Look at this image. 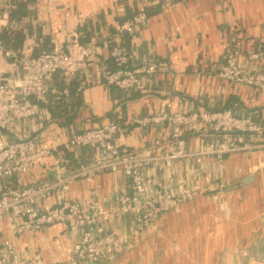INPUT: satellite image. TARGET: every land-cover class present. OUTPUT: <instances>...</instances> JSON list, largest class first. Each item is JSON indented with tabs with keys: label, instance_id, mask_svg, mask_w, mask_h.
Masks as SVG:
<instances>
[{
	"label": "crops",
	"instance_id": "0c3cea01",
	"mask_svg": "<svg viewBox=\"0 0 264 264\" xmlns=\"http://www.w3.org/2000/svg\"><path fill=\"white\" fill-rule=\"evenodd\" d=\"M164 4L167 6L163 9ZM27 8L21 55L39 53L72 38L84 42L97 36L100 43L95 58L75 78L79 81L75 117L62 124L42 106L37 116L12 125L6 133L8 140L38 135L45 146L61 145L74 133L117 124L121 128L114 139L117 148L149 157L171 149V126L127 122L167 113L222 110L264 122V94L218 77L228 48H232L227 45L233 26L242 35L238 63L246 72L257 67L248 60L247 53L264 52V0H30ZM138 13L146 15V23L125 34V41L122 36V45L132 67L155 63L156 73L140 77L133 91L96 84L102 67L109 65L104 39L114 38L118 26ZM7 23V14L2 12L0 26ZM23 73L21 57L0 53V76ZM184 138L188 150L199 148L200 139L190 135ZM68 152L79 166L94 160L100 149L92 145ZM49 164L31 165L27 173L14 180V185L43 178L50 172ZM142 172L158 184L147 188L146 199H154L159 190L169 195L164 212L140 233L134 232L133 215L110 214L104 226L128 237L129 246L109 262L76 264H152L157 255L155 264H197L191 251H184L195 245L197 234L204 236L208 245L217 241L214 250L248 246L256 235L264 237V202L259 212L248 205L261 196L264 149L221 159H176L168 166L147 165ZM248 175H254V181L224 192ZM129 191V181L121 171L107 172L70 183L66 199L82 206L96 201L115 211V197ZM57 202L58 197L52 195L36 207L46 209ZM10 223L9 216L0 218V250L4 242H9L19 259L74 264L69 255L77 233L70 232L66 225L52 224L39 231L26 225L20 233H14ZM249 224L253 227L246 237L245 225ZM236 232L241 233L235 237ZM180 254L183 260L175 257ZM229 256L233 258V254Z\"/></svg>",
	"mask_w": 264,
	"mask_h": 264
},
{
	"label": "built area",
	"instance_id": "2783aa9c",
	"mask_svg": "<svg viewBox=\"0 0 264 264\" xmlns=\"http://www.w3.org/2000/svg\"><path fill=\"white\" fill-rule=\"evenodd\" d=\"M5 1L0 0V6ZM165 6L167 4L161 7L164 9ZM146 18L144 13H138L118 26L114 38L104 39L103 45L108 48V60L112 66L102 67L96 84L133 91L138 87L140 77H151L156 73L158 65L155 63L132 67L121 41V37L130 34L134 27L144 26ZM228 37L227 46L232 48H228L218 77L252 87L264 94V52L247 53L248 60L257 67L246 72L237 61L242 35L236 26L232 27ZM99 41L97 36L84 42L72 38L36 55L25 53L21 57L24 67L22 75L0 76V218L9 216L14 233H20L26 225L36 231L52 224L66 225L70 232L77 233L69 255L74 264L109 262L129 246L128 237L104 226L110 214L133 215L134 232L140 233L164 212L169 195L159 190L154 199L144 196L148 187L158 186L143 174V168L147 165L168 166L172 161L184 158L221 159L230 154L264 149V122L237 117L228 110L167 113L127 122L141 126L163 123L171 126V149L149 157L122 152L117 148L114 139L121 132L117 124L74 133L61 145L45 146L38 135L8 140L6 133L12 125L37 116L42 105L47 103L49 83L53 76L59 73L66 83L72 82L97 55ZM0 53L9 55L8 52ZM184 134L200 139L196 151L186 148ZM92 145L100 149L97 157L68 173L62 150ZM48 161L49 171L56 173L51 181L40 178L21 186L14 185V180L27 173L31 165L46 164ZM118 171L129 181L130 191L115 197V211L96 201L82 206L66 199L70 183ZM52 195L58 197L54 206L46 209L36 207L38 202ZM3 248L0 250V264H41L38 260L19 259L9 242H4Z\"/></svg>",
	"mask_w": 264,
	"mask_h": 264
},
{
	"label": "trees",
	"instance_id": "16d2710c",
	"mask_svg": "<svg viewBox=\"0 0 264 264\" xmlns=\"http://www.w3.org/2000/svg\"><path fill=\"white\" fill-rule=\"evenodd\" d=\"M30 0H6L0 6V14L5 10L7 14V25L0 26V51L12 53L14 57L20 58L21 49L25 34L23 28L27 25L23 23L24 18L29 14L27 4ZM27 28V27H26ZM84 36L83 39H86ZM122 39L125 41V35ZM87 41V40H85ZM124 43V42H123ZM122 43V44H123ZM110 45V44H108ZM50 48L44 49L48 50ZM33 55L38 53L32 52ZM109 66H112L108 60ZM79 81L74 79L70 83H66L61 74H55L49 83L47 103L42 105L46 107L53 117H56L60 123H69L77 112L78 103V88ZM188 134H184L187 136ZM62 156L66 159L65 169L69 173L75 170L78 165L74 164L67 150H62Z\"/></svg>",
	"mask_w": 264,
	"mask_h": 264
},
{
	"label": "rangeland",
	"instance_id": "374dc122",
	"mask_svg": "<svg viewBox=\"0 0 264 264\" xmlns=\"http://www.w3.org/2000/svg\"><path fill=\"white\" fill-rule=\"evenodd\" d=\"M32 119V118H30ZM29 120V119H26ZM24 120V121H26ZM262 189L260 195L258 196L257 200H251L248 202L249 206L254 205L257 207V211L259 212V208H261L262 203L264 202V182L261 184ZM259 192V190H258ZM264 225V220L262 221ZM246 226V237L250 235L248 233V229H251L253 226L249 224V226ZM241 232H236V236L240 235ZM197 239L195 240V245L190 246V249H184V251H191V257L192 259L196 260L197 264H264V237L261 238V235L258 234L255 237H253V240L251 241V244L247 245H237L232 248H218L213 249V245L217 241L210 242V244L205 243L204 236L202 237L201 234H197ZM262 239V240H261ZM211 241V239H210ZM220 242V240H218ZM189 248V247H188ZM125 250V249H124ZM123 250V251H124ZM122 251V252H123ZM121 252V253H122ZM188 253V252H187ZM233 254V258H231L229 255ZM186 256V254H184ZM177 259L183 260V256L176 255ZM187 257V256H186ZM235 257V258H234Z\"/></svg>",
	"mask_w": 264,
	"mask_h": 264
},
{
	"label": "water",
	"instance_id": "95a60500",
	"mask_svg": "<svg viewBox=\"0 0 264 264\" xmlns=\"http://www.w3.org/2000/svg\"><path fill=\"white\" fill-rule=\"evenodd\" d=\"M56 173L54 171H50L49 173H47L42 179L43 180H47V181H51L53 176L55 175ZM62 174V173H61ZM64 174V173H63ZM254 175H248L246 177H244L240 183L238 185H234V186H231L229 188H227L224 192H227V191H230V190H236L237 188H240V187H244L246 185H248L249 183H251L252 181H254ZM159 255H157L153 261L152 264H155L157 258H158Z\"/></svg>",
	"mask_w": 264,
	"mask_h": 264
}]
</instances>
